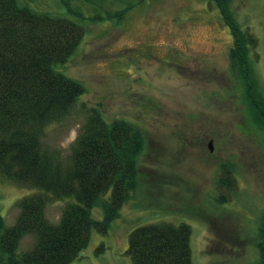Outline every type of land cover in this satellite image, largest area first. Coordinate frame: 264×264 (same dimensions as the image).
Returning a JSON list of instances; mask_svg holds the SVG:
<instances>
[{"label":"rangeland","instance_id":"374dc122","mask_svg":"<svg viewBox=\"0 0 264 264\" xmlns=\"http://www.w3.org/2000/svg\"><path fill=\"white\" fill-rule=\"evenodd\" d=\"M19 2L86 29L58 67L79 81L84 93L66 117L46 126L45 148L68 163L89 107L109 121H127L143 136L134 197L106 233L92 232L70 264H134L127 254L129 233L161 221L190 225L192 264H258L264 218V0L230 5L238 26L256 39L247 55L252 81L249 75L244 79V68L232 67V31L213 1ZM227 169L232 190L220 184ZM36 191L0 174V226L12 225L19 199ZM65 202L48 197L50 221H58ZM92 216L102 219V208L93 207ZM33 241L32 235L23 237L20 251Z\"/></svg>","mask_w":264,"mask_h":264},{"label":"trees","instance_id":"16d2710c","mask_svg":"<svg viewBox=\"0 0 264 264\" xmlns=\"http://www.w3.org/2000/svg\"><path fill=\"white\" fill-rule=\"evenodd\" d=\"M210 1L232 31V67L244 68V79L249 75L252 81L247 55L255 37L234 20L232 0ZM85 31L69 17L32 10L19 0H0V174L38 190L19 199L12 225L0 226V264H70L92 232L106 233L134 197L143 136L127 121H109L96 107L85 109L66 164L41 140L46 126L66 117L84 93V86L58 67L74 53ZM230 174L227 169L220 178L228 190ZM49 196L74 199L65 202L57 222L45 213ZM95 206L103 210L100 220L92 216ZM27 235L34 241L20 251ZM190 236L191 227L184 222L140 225L128 235L127 254L134 264H192ZM259 236L258 264H264V218Z\"/></svg>","mask_w":264,"mask_h":264},{"label":"water","instance_id":"95a60500","mask_svg":"<svg viewBox=\"0 0 264 264\" xmlns=\"http://www.w3.org/2000/svg\"><path fill=\"white\" fill-rule=\"evenodd\" d=\"M208 146H209V149L211 150L212 149L211 142H209Z\"/></svg>","mask_w":264,"mask_h":264}]
</instances>
